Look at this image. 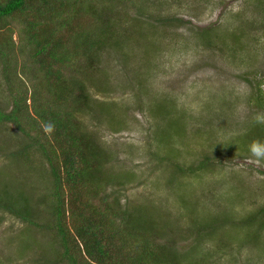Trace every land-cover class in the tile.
I'll return each instance as SVG.
<instances>
[{
  "label": "rangeland",
  "instance_id": "obj_1",
  "mask_svg": "<svg viewBox=\"0 0 264 264\" xmlns=\"http://www.w3.org/2000/svg\"><path fill=\"white\" fill-rule=\"evenodd\" d=\"M111 8L116 32L126 24L128 34L123 31L117 46L98 50L95 74L86 83L90 108L78 114L108 156L100 168L107 190L121 203H144L139 215L165 229L161 243L175 241L176 260L165 256L158 264H204L190 258L189 250L207 252L208 264H264V225H231V218L245 220L264 206V158L250 152L255 141H264L251 127L264 121V102L257 100L258 94L264 98L263 0H114ZM16 17L9 26L22 28L24 15ZM2 68L0 109L8 112L15 87L25 92L26 81L17 75L5 81ZM37 91L40 100L48 96ZM25 95L27 107L21 100L20 110L33 115L30 91ZM156 103L164 114L151 111ZM21 121L18 126L27 129L26 119ZM18 126L0 122V264H66L55 260L51 231L37 226L55 205L50 172L61 155L53 151L46 159L36 144L44 139L40 132ZM163 126L165 142L158 135ZM93 187L79 189L82 201L93 199L97 206L96 198L106 192L92 198ZM16 198L24 200L19 203L29 211L28 221L6 210ZM77 213H67L66 223L81 221ZM202 218L213 227L199 236Z\"/></svg>",
  "mask_w": 264,
  "mask_h": 264
},
{
  "label": "trees",
  "instance_id": "obj_2",
  "mask_svg": "<svg viewBox=\"0 0 264 264\" xmlns=\"http://www.w3.org/2000/svg\"><path fill=\"white\" fill-rule=\"evenodd\" d=\"M113 2L114 0H0L1 74L5 81L14 75L26 81V91H30L29 107L33 110V115L26 110L21 112V100L27 107L28 98L26 91L21 92L20 87H15L12 107L8 112L0 109V122L12 121L18 126L23 123L22 119H26L28 128H18L23 132L31 129H35L36 133L40 132L44 139L40 141L36 138V144L45 158L50 160L53 151L61 155L60 165L56 169L53 167L50 172L51 180L54 178L52 183L50 180L49 190L54 186V195L50 197L55 200V205L50 206L45 214V221L37 226H44L51 231L55 245L52 248H57L55 260L66 264H158L163 263L165 256L173 261L177 258L175 241L169 248L160 241L161 237H166L165 229L151 216V221L146 222L139 215L140 210L143 213L146 211L144 203H135L131 198L121 203L112 191L107 190L108 181L100 168L108 156L99 151L78 116L79 112L90 108L86 83L95 74L94 64L96 57L99 60L98 50L106 45L117 46V41L121 39L119 36L125 31L124 36L128 34L126 24L120 25L117 32L115 30L117 23L115 17H112ZM86 14L93 17L92 22L84 23L79 19ZM18 15H24L23 27L16 25L13 29L9 26L8 19L18 20ZM12 60H17L18 67L12 64ZM80 61L83 63H79ZM139 81L137 82L142 84L143 80ZM37 89L44 90L48 96L40 100ZM102 89L106 88L103 86ZM18 96L21 97L17 98ZM257 100L259 103L264 102L261 94H258ZM157 106V103L153 105ZM153 107L151 111L154 113L164 114L162 108L158 110L157 107L155 111ZM172 108L173 106L170 109ZM167 122L165 127L168 128ZM251 127L254 134L264 140L263 125L259 120H255ZM163 128L164 126L158 132L159 141L164 140L160 136ZM259 143L264 144V141ZM92 182V198L99 196L103 190L106 192L96 198L97 206L93 199L88 203L82 201L79 189H87ZM62 183L68 187L66 196L60 190ZM23 201L21 198L12 199L5 207L14 217L25 222L29 220L30 213H27L29 211L24 203H19ZM70 212L79 214L81 221L75 220L71 225L66 223V215ZM212 217L211 221H217V216ZM262 217L264 206L245 217V220L229 218L233 219L232 227L237 228L235 222L239 227L247 226L252 221L264 225ZM202 219L198 221L199 236L207 225L212 226L210 221L201 223L204 221ZM31 220L36 222L34 218ZM189 251L190 258L198 259L204 264L210 262L207 260V252L201 256ZM179 255L182 259L185 257L182 251ZM38 264L45 262L41 259Z\"/></svg>",
  "mask_w": 264,
  "mask_h": 264
},
{
  "label": "clouds",
  "instance_id": "obj_3",
  "mask_svg": "<svg viewBox=\"0 0 264 264\" xmlns=\"http://www.w3.org/2000/svg\"><path fill=\"white\" fill-rule=\"evenodd\" d=\"M260 123H264V121H259ZM250 152L252 157H255L257 159L264 158V144H261L259 142H254L250 147Z\"/></svg>",
  "mask_w": 264,
  "mask_h": 264
}]
</instances>
